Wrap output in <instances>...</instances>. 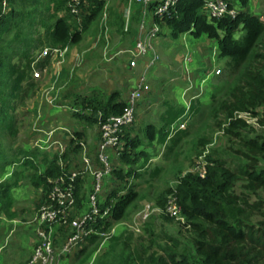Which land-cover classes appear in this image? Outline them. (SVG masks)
Masks as SVG:
<instances>
[{
    "label": "trees",
    "instance_id": "obj_1",
    "mask_svg": "<svg viewBox=\"0 0 264 264\" xmlns=\"http://www.w3.org/2000/svg\"><path fill=\"white\" fill-rule=\"evenodd\" d=\"M90 1L94 5L89 3L87 13H80L82 19L79 24L71 23L66 0H8L5 11H1L0 6V130L15 131L14 115L9 111L15 110L26 94L37 87L30 67V55L38 46L41 51L45 46L62 47L79 42L81 30L103 4L102 0ZM204 1L176 0L168 13L152 18L157 24L169 26L174 37L188 32L195 37L205 34L214 38L218 55L227 56L231 75L237 74L220 97L212 95L213 102L208 112L211 129L221 130L228 138L226 150L216 154V149H212L204 155L203 176L192 170L183 172V167L175 166L174 185H168L158 195L157 204L162 207H166L165 202L170 195L175 197L185 218L184 224L194 234L184 245L180 246L178 240L173 239L171 245H159L162 254L152 252L146 256L138 253L132 256L124 251L120 255L112 254V242L95 264H264V132L254 128L241 115L248 113L259 127L264 126V20L245 9L249 0H226L235 14L220 17H207L201 13ZM153 5L151 3L150 7ZM137 13L141 18V9ZM40 34L45 41L41 45L38 42ZM49 65L50 54L47 53L34 69H44ZM119 94L118 90H111L103 99L97 95L80 97L81 110L75 109L73 114L88 124L97 122L95 114L98 112L101 118L119 114L125 106V100ZM197 107V99L190 101L189 114L195 113ZM185 109L182 105L168 104L159 123L147 122L142 135L133 131L131 126L127 127L121 135L122 148L115 156L126 167L114 164L111 173L121 180L125 175L138 177L140 169L151 158L150 148L155 143L167 144V156L187 135L186 129H180L172 136L168 134L169 126ZM83 132L74 131L61 154L56 152L51 157L43 154L44 169L24 172L34 187H41L46 195L49 176L67 173L78 168V163L80 166L79 159L78 163L75 162L81 151L76 139L83 140ZM211 139L208 133L197 136L193 141L195 155L202 154ZM71 155H74L73 159ZM36 158V149L21 150L14 158L0 156V214L10 219L17 214V209L13 208L16 202L13 190L22 184L21 167L31 165L36 168L33 164ZM9 162L14 166L11 171L7 169ZM194 164L196 160L192 159L190 166ZM157 171L155 168L154 172ZM83 182L84 178L76 179L75 197L80 207L85 205ZM239 182L241 190L237 191ZM124 187H113L100 201V210L106 207L109 210L107 215L96 219L94 227L97 231H104L113 221L127 217L136 191L129 187L124 192ZM59 231H64L63 237L68 230L61 226ZM112 235V240L121 239ZM99 236L92 233L86 241L91 242ZM130 236L123 237L126 248L130 245Z\"/></svg>",
    "mask_w": 264,
    "mask_h": 264
},
{
    "label": "rangeland",
    "instance_id": "obj_2",
    "mask_svg": "<svg viewBox=\"0 0 264 264\" xmlns=\"http://www.w3.org/2000/svg\"><path fill=\"white\" fill-rule=\"evenodd\" d=\"M89 3L94 5L90 0L82 2L81 15L87 13L86 6ZM101 3L103 4L95 17L89 21L85 29L81 30L82 39L79 42L72 45L65 44L59 47L60 51L57 52L52 50L49 53L50 65L44 69L35 68L39 73L37 76L32 73L37 82L36 89L26 94L24 101L17 105L15 110L9 111L14 115L15 131L9 133L0 130L1 157L14 158L16 153L17 155L21 153V150L36 148L38 150L37 158L33 162L37 167L31 165L21 167L22 184L13 190L17 200L13 207L17 209V214L13 219L0 214V238H4L5 245L2 251L7 254L12 249L10 252L13 254L12 257L9 256V260L17 264H25L33 253L37 229L33 217L45 197V192L40 190L41 187H34L30 182L31 178H27L24 172L27 174L44 169L46 163L42 160L43 153L51 157L60 149L65 150L67 145L64 142L65 144H61L62 147L58 145L52 147L55 143L45 146L46 143L42 141L43 131L40 128H51L54 119H57V128H55L58 131H62V126L69 130L73 125L79 126L85 129L88 140L85 141V145L91 151L89 154L94 153L95 139L90 135L92 125L73 114L76 112L75 109L81 110L80 97L94 94L103 99L111 90H118L119 96L125 100L141 68V61L136 68L132 69L128 66L126 51L132 46L133 22L139 21L140 14L137 11L141 6L131 0H102ZM245 9L260 15L264 20V0H249ZM69 19L71 23L79 24L82 16L70 14ZM158 26L159 32L154 40V46L159 58L147 72L150 91L139 100L135 121L130 128L142 135L145 124L150 121L158 124L161 114L171 103L186 107L190 101L197 99L198 110L189 114L188 107L185 109L183 114L186 124L181 129H186L187 135L167 153V156H165L167 144L160 146L154 144L150 148L152 156L140 169L141 174L138 177L125 175L121 180L112 173L108 177L104 176L102 187L105 192L98 193L100 198L113 187L125 186L122 189L124 192L131 187L136 191V197L129 206L127 217L113 221L104 230L105 233L113 234L112 237L118 236L121 239L115 241L112 240L111 235L105 234L91 242L83 241L71 254L63 258L62 264H95L96 259L112 242L114 248L111 253L116 255H120L122 251L125 254L131 253L132 256L135 253L142 256L152 252L162 254L159 245H171L173 239H177L181 246L188 243L194 234L184 224V216L175 217L165 207L157 204L158 195L168 185H174L175 166L183 167L185 172L191 169L192 159L205 164L203 158L206 153L211 152L212 149H216V154L226 150L228 138L221 130L211 129L208 112L213 102L212 95L216 98L220 97L237 74L231 75V68L227 67L228 57L218 55L217 42L214 38L205 34L195 37L188 32L174 37L169 26L163 23ZM184 54L187 56L186 62ZM215 68H219L220 72L215 74L213 72ZM93 70L98 71V75H93L91 72ZM202 77L206 79L201 82ZM49 101H52V104ZM54 104L59 105L60 109H54ZM243 116L250 125L264 132V126L259 127L254 118L246 114ZM203 133H208L212 137L211 143L205 147L202 154L195 155L193 141ZM34 137L40 138L36 139L39 147ZM73 156L71 155V159L74 158ZM76 157L75 162L78 163L79 157ZM110 158L115 165L126 167L112 153ZM138 162H141V159ZM10 164L11 162L7 167L9 171L14 167ZM155 168L158 170L156 173ZM91 179L90 175L84 178L82 188L84 194L92 188ZM240 182L236 185L237 191L241 190ZM146 203H151L152 210L147 220L143 222L138 219L136 213ZM165 203L167 204V201ZM85 204L88 206L87 202ZM79 208L80 206L76 204L75 209ZM63 232L60 231V238ZM7 233L8 239H6ZM130 234V245L126 248L123 245V237ZM14 250H17V255Z\"/></svg>",
    "mask_w": 264,
    "mask_h": 264
},
{
    "label": "built area",
    "instance_id": "obj_3",
    "mask_svg": "<svg viewBox=\"0 0 264 264\" xmlns=\"http://www.w3.org/2000/svg\"><path fill=\"white\" fill-rule=\"evenodd\" d=\"M84 1L66 0L69 12L78 17L80 15V6ZM131 1L141 6V18L137 24L132 46L126 49L128 53L127 63L133 69L141 61V68L133 86L127 94L122 112L109 115L105 118H101L99 113V138L97 140L95 154L91 156L87 152L84 139H76V142L81 145L80 166L71 169L67 173H61L57 176H49L47 178L49 185L47 193L33 217V221L37 225V229L35 230L36 241L34 243L33 253L26 264H59L63 256L72 253L83 241H86L87 236L90 234L112 235L110 232L97 231L94 227L96 219L107 215L109 210V207L100 210L99 203L105 195L103 194L100 198L98 197V193L105 192L104 187H102L103 178L110 175L114 165L113 157L110 158V153L116 156L120 148H122L121 135L135 121L139 100L150 91L147 72L159 58V54L154 46V40L159 32V26L156 22L150 20L148 16L162 17L176 3V0ZM151 3H154L152 7H150ZM0 6L1 11H5L8 7V0H0ZM201 13L207 17H220L224 14L234 15L235 10L228 6L226 0H205L201 7ZM52 50L57 52L60 51V48L45 46L39 52L38 57L44 56ZM184 55L185 60L187 56L186 54ZM213 72L217 74L220 72V69L215 68ZM33 74L37 76L39 73L33 69ZM205 79L206 77H202L201 82ZM243 114L249 115L248 113H241L242 116ZM185 124L186 120L184 114H182L176 122L169 126V136L185 127ZM49 140L50 134L44 139L45 146L57 143L58 147H62V142L51 140L48 143L47 141ZM37 146L39 147V144ZM62 151L60 149L58 153L61 154ZM190 170L196 171L199 175L203 176L205 173L204 163L197 160L196 164ZM87 175L92 177V188L85 193V202L88 203V206L85 204L76 210V179L85 178ZM165 208L175 217L182 218L180 207L174 196L170 195L168 197ZM150 210H152L151 203H146L143 208L137 211L136 215L138 219L143 222L146 221ZM61 226L65 230H68L61 237L62 239L60 238L59 231V227Z\"/></svg>",
    "mask_w": 264,
    "mask_h": 264
},
{
    "label": "crops",
    "instance_id": "obj_4",
    "mask_svg": "<svg viewBox=\"0 0 264 264\" xmlns=\"http://www.w3.org/2000/svg\"><path fill=\"white\" fill-rule=\"evenodd\" d=\"M148 18H150V20H153L152 18V16H148ZM137 24H138V22L137 23H134L133 22V27H132V42L131 43H133V40H134V35H135V32H136V29H137ZM38 42L40 43V45H41V43H44L45 41H44V36L42 35V34H40L39 36H38ZM41 48H39V46H38V49L36 50V51H34V53L32 54V55H30V67L32 68V69H34V67H36V63L41 59V57L42 56H40V57H38V54H39V50H40ZM92 73H93V75H98V71H91ZM98 77V76H97ZM95 85V84H94ZM93 88V87H92ZM181 90H183V88L181 89ZM92 95H94V94H92ZM50 102V101H49ZM52 102V101H51ZM50 102V103H51ZM52 104V103H51ZM59 106V105H58ZM58 106H56V104H54L53 105V108L54 109H56V108H58V109H60V107H58ZM97 117H99V112L97 113V114H95ZM55 120V122H54V125L52 124V126H51V128H40V130L41 131H43V135H44V137L42 138V141L44 142V139H46L47 138V136H48V134H50V140L49 141H51V140H57V141H60V142H62V143H64V142H67V140L70 138V136H72V133L74 132V131H76V130H83L84 132H83V137H84V141H88L87 139H86V132H85V129H82V128H80L79 126H75V125H73L72 127H71V129L69 130L67 127H65V126H62L63 128L61 129L62 131H58V129H56L57 128V124H56V120L57 119H54ZM87 125V124H86ZM92 125V130H90V135H91V137H93L94 136V144L96 145L97 144V139L99 138V132H97V130H98V120H97V122H95V123H93V124H91ZM56 127V128H55ZM86 128V127H85ZM46 129V130H45ZM96 130V131H95ZM51 131V132H50ZM99 131V130H98ZM96 132V133H95ZM35 138V137H34ZM36 139H40V138H35V141H36ZM65 144V143H64ZM155 144H158V143H155ZM161 144H158V146H160ZM87 146V145H86ZM52 147H57V143H55V144H53L52 145ZM87 148V150H88V146L86 147ZM36 150H37V148H36ZM38 151V150H37ZM88 152H91L90 151V149L88 150ZM43 154H45V155H47L48 156V154L47 153H43ZM90 155L91 156H93L94 155V153H90ZM41 190V189H40ZM17 201V200H16ZM14 208V207H13ZM15 209V208H14ZM6 217V216H5ZM6 218H8V217H6ZM14 218V217H13ZM12 218V219H13ZM11 232V231H10ZM9 232V233H10ZM7 236H8V238H9V234L7 233V235H6V239H8L7 238ZM4 238L2 239V238H0V264H17L16 262H14V261H12V260H9V256L10 257H12V254L13 253H11L10 251H12V249H10V251H9V253H7V254H5L3 251H2V249L4 248ZM34 247V246H33ZM15 248H17V247H15ZM14 252L16 253V255H17V250H14ZM71 254V253H70ZM69 255V254H68ZM68 255H66V256H63L62 258H61V260H60V263L59 264H62L63 262V258H65V257H67ZM29 260V259H28ZM27 260V261H28ZM12 261V262H11ZM26 261V262H27ZM25 263V262H24ZM26 264V263H25Z\"/></svg>",
    "mask_w": 264,
    "mask_h": 264
}]
</instances>
